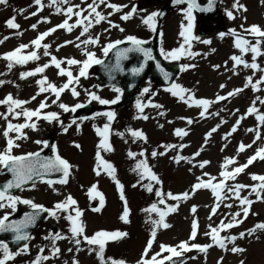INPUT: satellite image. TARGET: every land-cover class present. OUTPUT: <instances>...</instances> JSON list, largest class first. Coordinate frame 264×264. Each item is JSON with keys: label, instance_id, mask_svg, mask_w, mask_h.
I'll return each instance as SVG.
<instances>
[{"label": "rangeland", "instance_id": "obj_1", "mask_svg": "<svg viewBox=\"0 0 264 264\" xmlns=\"http://www.w3.org/2000/svg\"><path fill=\"white\" fill-rule=\"evenodd\" d=\"M234 2L236 0H224L223 10L225 13L232 11L234 16L233 19H229L226 14L227 32L225 36L221 38L220 33H213L205 39L210 41L209 44L197 40H191L188 44H184V55L180 58L181 64L194 65V67L181 72L176 80L177 84L189 90V93H185V96L191 94L195 99L205 98L215 101L217 95L226 96L228 92L234 89H242L234 96L211 105L208 113H218V115L206 113V117L201 118L199 116L201 108L195 105L189 107L178 97L172 96L169 91L164 89H159L156 95L149 100L143 113L136 108L137 100L126 107H119L120 100L116 104L110 105H101L98 102L94 104L98 109L96 113L107 111L116 113L114 120L111 122L109 134V144L112 150L99 149V151L101 157L114 166L116 179L123 185L127 207L130 209L127 223L120 218L123 215L125 200H121L116 182L102 169H100V175H96L95 171L98 164L96 153L101 137L97 135L93 125L102 129L104 124L107 123V118L103 115H94V118L92 117L84 122L72 123L71 115L73 112H65L59 107L60 103H64L69 107L77 103H89L88 92L98 93L101 98L107 100H112L117 95L121 99V89L117 93L112 88L102 87L98 84L93 72H87L86 77H80L78 83L70 86V88L75 86L80 93L79 96L73 97L71 91L66 89L61 93L59 100H56L55 95L50 91L41 93L39 91L41 85L37 83L43 77H47L48 82L54 83L57 87L67 82L66 76L57 74L58 69L50 64V58H46V61L41 62L39 65L43 66L46 63L50 65L43 73L21 79V73L34 71L37 66L36 63L24 65L16 63L15 60L8 61L3 58L7 52L16 49L17 39H14L12 32L7 34L4 31L7 27L5 22L11 4L9 7H7V3L2 4V7H0V22H2L0 32L1 30L4 32L0 35V41H2L0 42V80L5 81V83L0 85V100H4L5 97L11 94L14 99L28 101V103L20 108H14L12 113L8 112V105L0 104V113L7 115V121L3 116H0V151H3L6 145L3 132L7 128L8 122L15 125L29 121L30 124L35 123L36 130L32 128L21 130L23 134H26L27 139L17 140L16 143L20 147L13 148L12 154L24 155L40 152L44 145L35 141H46L48 134L53 132L57 153L73 166L67 184L56 183L49 187L46 182L39 181L36 182L35 188L29 186L17 193V196L22 199H31L37 204L53 209L57 202L64 201L68 195H71L77 201L76 207L82 210L83 213L80 220L84 225V235L91 237L98 231L126 233L123 238L105 242L103 255L108 264H111V260H123L125 264H137V261L141 260L142 253H144L150 239L152 245L148 251V256L161 252V245L172 246L180 252L179 256L186 258V261L182 264H218V261L221 264H241V261H243V264H264V230H256L253 235H247L248 229H253L257 224L264 223V199L257 200L255 194L249 195L250 188L241 191L242 197L248 196L253 201L249 215L238 226L220 232L222 237L228 235L238 237L240 232L246 233L243 239L237 238L235 241L236 246L245 249V251L232 253L216 246L205 233L210 231L209 225L216 227L222 219L227 223L230 219L227 213L239 211V202L235 199L224 200L217 213L209 219L211 209L216 202L211 189H199L192 193L193 185L197 183V177L202 181L216 177L217 179L212 182L217 183L222 179L220 177L221 171H231L234 167L240 164L243 165L257 149L264 147V123L256 119L257 114L264 115V104L257 100V97L264 98V83L258 85V91H253L251 85L244 87L247 77L251 76L252 83H255L264 73L260 71L254 73L251 68L238 65L234 74L232 70L234 61L230 59L233 55H241L240 50L234 46L236 37L231 35L230 30H235L237 36L255 43V40L251 39L253 36L249 35L245 29H248L251 25H258L261 29H264V2L262 0H238V3L244 5L246 10L234 9ZM147 16L148 14L145 17ZM170 22L167 20L161 30L162 34L164 33V36H162L164 50L166 48L171 50L180 48L185 39L176 33L177 24L173 25L172 31L169 30ZM133 23H130L129 36L147 37L149 35L151 30H142L141 35L136 31V26L139 23ZM191 35L195 36L194 31L191 32ZM121 38L117 37L115 40ZM192 45L193 50L190 48ZM261 50L264 51L262 44ZM189 53H196L197 55L190 56ZM20 55L26 54L20 52ZM56 58L61 59L60 56H56ZM79 58L84 57H77V59ZM95 58L102 59V53H99ZM242 58L249 64L252 63L251 52L244 53ZM10 63L11 67H9ZM256 63L260 68H264V55L257 56ZM216 65L220 67L215 68ZM79 69L80 67H75L74 70H71L73 76L79 75ZM221 85H225V87L221 88ZM146 87L154 86L152 83L144 81L137 91L138 99L143 98L141 93ZM53 100H56V103H53ZM42 101L48 106L40 110L41 116L49 112H56L59 116V122L49 123L36 117L27 120L22 114L17 115V113H21V109H38ZM254 101L257 113L247 114L248 108L253 106ZM151 104H159L163 107L157 109L152 107ZM159 112H164V115H159ZM143 116H147L148 119H143ZM188 118L194 121L190 125L187 123ZM238 119L240 124L237 126V130L225 139V135L231 131L232 126L235 125ZM222 120L223 123H221ZM61 122L64 126L70 125L67 132L61 127ZM218 124L217 131L205 142L206 133ZM77 125H79V130H77ZM178 128L184 129L188 134L182 138L176 136L175 130ZM129 129L142 131L147 137L146 142L139 138H136L133 142ZM248 129L253 131H248ZM257 131L260 133L259 139L256 138ZM118 132L124 133V136L116 135ZM16 135H18L16 132L9 133L12 138ZM241 143L251 145V147L246 148L241 153L238 151ZM76 144H79L80 147H75ZM167 144L177 146L184 144L186 146L183 149L179 147L168 149L163 156L158 155L155 158L151 156V152L154 150L157 152L164 151L163 145ZM142 150L145 152V157L138 155L136 159H131L127 155L129 151L139 154ZM198 150H200V155L194 156V153ZM177 154L187 159L177 164L172 160V157ZM227 158H235V164L228 165L226 168L222 167ZM137 159L147 160L151 170L162 181L161 185L147 179L137 183L139 175L137 171H133ZM204 160L210 161V163L201 169L198 162ZM204 173L209 175L205 176ZM252 174L264 175V160L257 158L252 167L246 168L244 172L236 176L234 181L229 179L225 183L226 185L239 183L249 186L258 184V181L251 179ZM5 180L6 178L0 177V183ZM148 183L152 184L153 192L146 190L145 185ZM92 185H96V190L104 198L103 207L105 208L102 212L95 211L96 213H94L92 211V208H103L100 205V197L90 199L87 194ZM133 185H136V187H133ZM157 188L163 193L180 194L189 192L190 196L187 200L182 199L180 201L165 199V207L162 210H166L167 206L173 205L176 206L177 210L166 215L165 223L169 227H158L153 238L151 235L152 221L158 220L159 215L145 210L150 209L153 203L159 204L160 198L155 195ZM53 189H56V191ZM226 191V188L222 190V195ZM260 195L264 198V192H261ZM225 203H232L233 208H225L223 206ZM193 206H196L197 209L195 214L191 211ZM30 209L29 206L18 203L15 212L7 207L0 209V216L8 213L11 217ZM65 215L64 212H58L59 219L48 216V219L34 232L32 240L28 243V253L17 255L14 260L8 261L7 264H31V261L35 260L38 254L51 257L53 243L45 237L49 236L50 233H60L65 237L71 236L70 223L64 218ZM72 215H75V213L72 212ZM242 215L241 213V217ZM193 219L198 222L195 240L190 239ZM80 239L82 249L80 252H76L74 248H71L74 243L70 242L69 239L56 240L55 246L60 249V254L57 257L42 261V264H65V262L72 264L73 258L77 259L79 264H100L96 251H88L89 247L98 250L99 245L89 246L83 241L82 237ZM181 242H187L190 245L193 243L200 245L213 244V246L206 253L200 252L198 249L184 251L177 247ZM227 247L230 249L232 244L228 243ZM41 248L44 249L43 253L40 252ZM70 248L72 249L71 252L68 251ZM169 255L171 254L167 252L161 253V256ZM174 257L178 256L172 258ZM221 258H223L222 261ZM165 264L170 263L166 260Z\"/></svg>", "mask_w": 264, "mask_h": 264}, {"label": "snow or ice", "instance_id": "obj_2", "mask_svg": "<svg viewBox=\"0 0 264 264\" xmlns=\"http://www.w3.org/2000/svg\"><path fill=\"white\" fill-rule=\"evenodd\" d=\"M35 4L38 7V11L40 8L43 7L41 0H34ZM175 4H185L187 3L188 7L185 11L186 19L188 20V25L185 28L182 25V30L180 32V35L184 37V43L181 44L180 48L173 49L171 51H165L163 48L160 50L161 56H163L165 59H171V60H179L181 56L184 55V44H188L189 40H199V37H195L191 35L192 32V10L193 8H198L199 6L195 3V0H173ZM264 2V0H262ZM7 0H0V4H6ZM81 3H84V0H81ZM69 5L67 8H62V5ZM55 5L56 6V12L60 13L63 12L66 16V19L59 25H56L53 28L48 29L45 32L39 33V35L31 41V44L34 45L36 48H40L41 46L44 49V54L49 55L48 44L41 45V42L45 39V37L49 36L51 33L55 32L58 28L64 29L68 32H71L73 28L75 27H81L80 36H78L76 39L80 41V37L86 36V34L89 33V29L93 27L94 24H100L102 21H107V23L110 25V27H116L119 28V25L113 24L111 20H108L107 16L104 15L102 12L98 11L97 9L100 7V5H104L107 8L112 9L113 12H119L122 8L128 7L127 5H116L109 2V0H92L91 3L87 4V8H81L80 5H72L71 0H51V4L49 6ZM213 7V0H209V5L207 8H200V11H211ZM233 8L237 10H246L245 6L238 3V0L234 2ZM74 9H76L74 11ZM21 13L23 10H20ZM85 11L88 12V15H82ZM137 9L136 6L133 5L131 10L124 13L120 18L121 20H129L132 18V16L136 13ZM227 16L229 19H233V12L228 11ZM31 15H36V13H31ZM112 15V13H108V16ZM158 13L153 12L147 17L143 18V23L149 26L153 31H155V17H157ZM72 16L77 17L74 24L69 23V19H71ZM27 18V17H26ZM47 22V21H45ZM6 26L10 29H19L20 25L15 22V17L9 18L6 22ZM32 29H36L37 25L33 24L31 25ZM105 31H108V29H105ZM120 31H123L122 28H120ZM245 31L253 36L255 38V43H251L249 40L237 36L235 30H230L231 35L235 36L236 39L234 41V46L240 50L241 55L236 56L233 55L230 57L232 61H234L233 64V72L235 74V69L238 65H243L244 68H251L253 72L260 71L264 73V68H260V66L256 63L257 56L264 55V51L261 50V44L264 43L260 38L264 37V29H261L258 25H251L248 29H245ZM19 34V33H17ZM162 35V33H161ZM220 37L226 35V33H220ZM7 39V37H5ZM2 42V41H0ZM128 42L130 43V47H125L120 49L116 53L117 57V63L115 65V68H120V60L128 59L129 53H140L144 57V63H142L139 67H133L131 69V72L134 76H138L141 72H143L145 64L150 61L154 60L155 57L152 54V50L150 48L142 47L143 44L147 43L146 41H142L138 39L135 36H127L125 38V41L117 40L115 42L108 43L106 46L102 48V51L105 55L108 54L109 50L115 48L117 45ZM202 43L209 44L210 41L204 40L201 41ZM65 44L73 43L72 41H65ZM80 43L84 45L88 44H98L99 43V37L98 36H91L88 35L86 39L80 41ZM80 43L75 44L76 47H80ZM29 45H20L17 49H15L12 52L6 53L4 55V59L8 61L15 60L16 63L23 64L27 62L28 60H36L38 59L37 53L35 51H32L29 55H20V52L22 49L28 48ZM251 52L252 53V63L249 64L247 61H245L242 57L244 53ZM84 55L87 57L84 61H78L74 58H69L66 60V63L68 65H82L79 69V75L73 76V73L71 71L66 70L65 68L61 67L63 63H65L64 60L57 59L55 56L51 57L50 64L53 65L56 69H58V75H63L67 77V82L64 83L62 86L57 87L54 83L48 82L47 77H43L42 79L38 80L37 83L41 85L39 91L41 93L43 92H51L55 95L56 100H59V97L61 93H63L66 89L71 91V94L73 97L79 96V92L76 90L74 83L79 82L80 77H86L87 70L90 67L91 64H100L102 61L99 59H95L94 53L85 51ZM190 56L197 55L196 53H189ZM11 63L9 64V67H11ZM50 65L48 63L44 64L43 66L37 67L34 71L30 72H24L21 73V79H24L29 76H34L37 73H43L46 68H48ZM190 67H194V65H181L180 71L183 72L187 70ZM215 68H219V65L214 66ZM156 68L159 69V71L163 74L164 79L168 80L170 78V73L164 71V69L160 66V64L156 63ZM122 70V69H121ZM111 71V69H110ZM5 81L0 80V85H3ZM264 83V75H261L258 80L255 81V83H252V77L249 76L246 78V83L244 87H248L251 85L253 91H258V85ZM46 85V86H45ZM221 88H224L225 85H221ZM114 91L117 93L120 92L119 88H114ZM171 93L172 96L178 97L181 101H183L185 104H187L189 107L195 105L202 110L199 113V116L201 118L206 117V113H208V109L211 107L212 104L226 100L228 97H232L235 94L242 91V89H234L233 91H230L227 93L226 96H220L217 95L215 98V101H211L205 98H199L195 99L192 97L191 94H189L187 97L185 96V93H189V90L183 88L180 84L172 83L171 86L166 89ZM149 88H144L141 96H143L144 93H148ZM89 97V102L91 101H97L101 105H110V104H116L120 100V96L117 95L112 100H107L101 98L99 95L93 92L87 93ZM35 99V97H33ZM56 100H53V103H56ZM257 100L261 104H264V98L257 97ZM28 103V101L20 100V99H14L11 94H9L7 97H5L4 100H0V104H6L8 105V112L12 113L14 108H20L22 105ZM255 101L253 102V106L249 107L247 110V114L257 113V109L255 108ZM48 105L45 102H41L39 105V108L36 110H23L21 109V113H17V115L22 114L24 117L27 118V120H31L32 117H36L37 119H44L48 121L49 123L53 121L59 122V116L56 112H49L41 116V109L46 108ZM148 106L141 102L140 99H137L136 102V108L143 113L144 108ZM154 108H162V105L159 104H151ZM59 107L63 109L65 112H75L77 109L84 107L83 104L77 103L72 107H69L68 105L64 103H60ZM159 115L163 116L164 112H159ZM209 115H218V113H208ZM96 116L103 115L107 118V123L104 124L103 128H97L95 125H93L95 131L97 132V135L101 137L100 143L98 144V151L96 153V160L98 162L96 175H100V169L105 171L115 182L118 191L120 192V198L121 200H125V196L123 193V185L116 179L115 176V168L114 166L104 160L101 157L99 149H103L105 151H111V146L109 144V134L111 131V122L114 120L116 113L114 111H107L103 113H96ZM0 116H3V118L7 121V115L0 113ZM94 118V117H93ZM143 119H148L147 116H143ZM81 121L86 119L85 117L80 118ZM243 119V117H241ZM256 119L264 123V115L257 114ZM194 121L191 118L187 119V123L190 125ZM224 121L222 120L221 123ZM72 123H76L75 120L72 121ZM171 123V121H169ZM240 124V120L238 119L235 123V125L232 126L231 131L225 135V139H227L228 136L231 135L232 132H235L237 130V126ZM25 127L32 128L33 130H36L35 123H24V124H15L13 125L11 122H8L7 128L3 132L4 137L6 138V145L3 151H0V171H7L8 173H11L12 178L8 180L3 186H0V209L4 208H10L13 212L16 211V206L18 203L24 204L29 206L32 211L25 213L24 217L20 220H9V214L6 213L3 216H0V233H7L11 232L13 233V240L14 242L19 241H28L31 239L30 235L26 231V229L35 226L37 219L40 217L41 213H47L49 216H51L54 219H59L58 212H64L66 213L65 219L69 221L70 227L69 231L71 233L70 237L62 236L60 233L56 234H49V236L45 237V239H49L53 243V247L51 249V257L46 255H37L35 260L31 261V264H42V261L48 260L50 258L57 257L60 254V249L55 246V241L60 239H69L70 242L74 243L76 246V252L82 251L80 245H81V239L83 238V241L89 245H99V249H93L89 247L88 251H96V255L98 260L100 261V264H108V261L104 258V248H105V242L108 240H117L120 238H123L126 236V233L120 232V231H114V232H107V231H98L94 233L91 237L84 235V225L82 221L80 220V217L82 216V210H80L77 205V201L71 196L68 195L64 201L57 202L53 209H48L45 206L41 204L35 203L31 199H22L19 196L11 194V189H21L22 186L28 185L29 182H31L32 188H35L36 182H46L49 187H52L54 184L59 183L61 185L67 184L68 177L71 174L72 165L65 159H63L58 153L56 146L53 145L52 157H41L39 153H26L24 155H13L12 150L13 148H19L20 145L16 143L17 140L20 139H27L26 134H23L21 132L22 129ZM61 127L65 132H67L69 126H64L61 122ZM162 127V125H161ZM219 127V124L216 127H213L208 133L205 135V142H207L208 138L212 136L213 133L217 131ZM77 130H79V125H77ZM133 137V142H135L136 138H139L141 140H144L146 142L147 137L145 134L140 130H128ZM248 131H253L252 129H248ZM10 132H16L18 135H16L14 138L9 136ZM188 133L182 129L178 128L175 130V135L178 137L186 136ZM116 135H119L121 137L124 136V133H116ZM256 138H260L259 131L256 132ZM36 143L43 144L44 147H48L47 141H35ZM186 145L180 144V145H172L167 144L163 145L164 151H152L151 156L155 158L156 156H163L166 154V151L168 149H176L179 147L180 149H183ZM75 147L79 148L80 145L76 144ZM251 147V145H245L241 143L239 145L238 151L243 152L246 148ZM202 150V149H201ZM128 157L131 159H136L139 155L140 157H145V152L142 150L139 152V154L129 151L127 153ZM200 150H198L196 153H194V156H199ZM257 158L260 160H264V147L257 149V151L248 158L247 163L243 165H239L234 167L231 171H221L220 177H222L221 180L217 183H213L212 181L216 180V177H211L207 181H202L199 177H197V183L193 185L192 193H194L196 190L199 189H211L213 196L215 197V204L211 209V215L209 216V219H211L212 215H215L217 213V210L220 208L221 204L224 200L228 199H235L237 200L239 211L236 212H229L227 215L230 217L227 223L224 222L222 219L216 227H212L209 225L210 231L206 232L205 235L209 236L211 241L218 246L219 248L225 250V251H231L232 253H241L245 251V249L240 248L236 246L235 241L237 238L243 239L246 235L245 232H240L239 236H232L228 235L225 237H222L220 235L221 231H225L228 229H231L233 227L238 226L240 223L243 222V219H246L249 215L250 206L253 203L251 199L248 198V196H241V191L245 188H250L251 191L249 195L255 194L257 200L264 199L261 197L260 193L264 192V175H256L252 174L251 179L253 181H258V184H253L251 186L249 185H242L239 183H235L233 185H226V181L229 179L235 180L236 176L240 173L244 172V170L251 165ZM187 158L182 155H175L172 157V160L179 164L182 160H186ZM190 162V161H189ZM210 163V161L204 160L198 162V166L203 169L205 165ZM235 164V158H227L225 164L222 167H227L228 165ZM133 171H137L139 175V180L143 181L147 179L148 181H154L157 185H161L162 181L159 179L156 173H154L151 170V167L148 165L146 159H137L135 168ZM59 173L60 177L56 180L52 179H46L47 177ZM203 175L208 176L209 174L204 173ZM133 187H136V185H133ZM146 190L148 192H153V186L151 183H148L145 185ZM227 189V191L222 195V190ZM56 191V189H53ZM88 196L90 199H95L96 197H100V205L103 206L104 204V198L103 196L96 190V185H92L88 189ZM156 197H159V204H165V199H171L174 201H180V200H187L190 196L189 192H184L180 194H173L172 192L163 193L159 188L155 190ZM223 206L227 209H232L233 204L232 203H225ZM176 206H167L166 210H161L157 207L156 203H153L150 207V209H146L145 211L155 212L158 213L159 219L153 220V229L151 232L152 237L154 238L156 235V229L158 227H164L167 228L169 225L165 223V217L168 213L175 212ZM196 206H193L191 211L193 214L196 213ZM92 211H100V208H93ZM72 212L75 213V215H72ZM130 213V209L127 207V202L125 200V206L123 210V215L120 217L121 220H123L125 223L128 222V216ZM241 213L243 214L241 217ZM239 218V219H238ZM197 229H198V222L196 219H193L192 221V231L190 235L191 240H195L197 236ZM256 230H264V223L257 224L253 229L247 230V235H253ZM231 243L232 247L229 249L227 247V244ZM152 240L150 239L148 242V246L145 248L144 253H142L141 260L137 261V264H165V261H171L173 256H179L180 252L177 251L176 247L172 246H165L161 245V252L155 253L152 256H148V251L151 248ZM213 244H188L187 242H181L177 247L179 249H182L184 251H189L191 249H198L200 252L206 253L207 250L212 247ZM28 244L25 243L22 248H20L18 251H11L9 249V245L5 243L4 241L0 240V264H7L8 261H12L15 259L17 255L21 254H27L28 253ZM68 251H72V249H68ZM40 252L43 253L44 249L41 248ZM167 252L171 255L169 256H161V253ZM159 257V259H158ZM223 258H221L222 261ZM111 260V258H109ZM67 264V262H65ZM72 264H79V261L75 258L72 260ZM111 264H125L123 260L116 261L111 260ZM218 264H221L220 261H218ZM241 264H243V261H241Z\"/></svg>", "mask_w": 264, "mask_h": 264}, {"label": "flooded vegetation", "instance_id": "obj_3", "mask_svg": "<svg viewBox=\"0 0 264 264\" xmlns=\"http://www.w3.org/2000/svg\"><path fill=\"white\" fill-rule=\"evenodd\" d=\"M203 3H206L208 0H201ZM26 2V7L21 8V5H23ZM92 0H84V3H81V0H71L72 5H80L81 8H87V4L91 3ZM110 3L116 4V5H127L128 7L122 8L119 12H113L112 9L105 7L104 5H100V7L97 9L98 11L102 12L104 15L107 16L108 20H111L113 24L119 25V28L116 27H110V25L107 23V21H102L100 24H94L92 28L89 29V33L86 34V36L80 37V41L87 38L88 35L91 36H98L102 33H106L108 35H114L116 32L120 31V28L123 29V31H126L129 29V23L130 20H121V16L130 11L132 6H136V13L132 16L133 17H140L144 14H151L153 12H160L162 9H164L168 2H160V1H154V2H148V1H131V0H109ZM43 7L39 9L34 0H28V1H22V0H16L14 2L16 12L15 14H26L27 18L25 19L23 26L19 29H15L20 39H23L24 36H27L28 42L27 45H29L28 48H26L27 51H35L37 53V56L42 59L44 57L48 56H63V60L65 61L64 64L68 65L66 63V60L68 57H74V56H85L84 52L89 51L92 53H95L97 48L99 47L97 44L92 45H84L80 43L76 38L80 36L81 27H75L71 32H68L64 29L58 28L55 32L51 33L49 36L45 37V39L41 42V45L48 44L50 47L48 49L49 55L44 54V49L41 46L40 48H36L34 45L31 44V41L34 40L39 33L45 32L50 28L55 27L56 25L61 24L65 19L66 16L63 12L57 13L56 12V6L51 4V0H43L41 1ZM69 5L65 4L62 5V8H67ZM20 10H23L21 13ZM76 9H74L75 11ZM36 13V15H31V13ZM112 13V15L108 16V13ZM82 15H88V12L85 11ZM177 16V9L171 10L165 17L164 22L167 20H172L176 18ZM193 21H199V23L202 25L200 18L198 15L194 12H192ZM77 17L72 16L71 19H69L70 24H74ZM225 15L222 13L221 10H219V19L218 22L224 23ZM47 21V22H45ZM208 24L215 25L216 22L211 19V17H208ZM215 22V23H214ZM36 24V29H32L31 25ZM197 24V29L200 32L201 25ZM105 29H108V31H105ZM65 41H72L73 43L65 44ZM80 43V47H76L75 44ZM108 44V41L106 45ZM105 45V46H106ZM100 48V47H99ZM103 47L100 49L102 50ZM74 66V65H69Z\"/></svg>", "mask_w": 264, "mask_h": 264}, {"label": "water", "instance_id": "obj_4", "mask_svg": "<svg viewBox=\"0 0 264 264\" xmlns=\"http://www.w3.org/2000/svg\"><path fill=\"white\" fill-rule=\"evenodd\" d=\"M264 40V37L262 38ZM130 43H124L122 45H119L118 47H116V49L112 52L111 56L104 62L100 63L96 69L95 72L97 73L98 79L100 81V83L106 85V86H117L120 83L123 84L124 86V96L122 99V103L120 106H125L128 105L130 103H132L135 100V96H134V92L136 91V89L138 88L140 82L142 81V79L145 77L146 75V68L149 65V63L153 64V70L151 71V73H149L150 77H154L157 78L160 83L162 85H164V87H170L172 83H174V80L176 78V76L178 75V73L180 72V66H178L177 64L174 65H170L165 63L159 56V51L155 50V46L154 44H143L142 47L145 48H150L152 50V54L155 57L154 60H150L145 64L144 70L143 72H141L138 76H134L131 72V69L133 67H139L142 63H144V57L142 54L140 53H129L128 54V59L124 60H120V68L117 69L115 68V65L117 63V57H116V53L125 47H130ZM128 62H131L130 66L128 68H126V64ZM159 63L160 66L164 69V71L170 73V78L168 80L164 79L163 74L159 71V69L156 68V63ZM111 69V71H110ZM122 69V70H121ZM154 92H149L148 93V97L152 96ZM144 104V103H143ZM94 113V109L92 108L91 105H87L84 106L82 108H80V110L78 112L75 113L74 115V119H80L81 117H89ZM50 145L47 147V149L40 154V156L43 157H52V147L53 146V142L50 139L49 140ZM3 175H9L11 178V173H8L7 171L3 173ZM60 177L59 173L53 174L49 177H47L46 179H55ZM10 178V179H11ZM31 182H29L30 184ZM4 185V184H3ZM2 185V186H3ZM26 186V185H24ZM24 186H22L21 189L24 188ZM21 189H11L10 192L13 193L15 191L21 190ZM32 211V210H31ZM29 211V212H31ZM28 213V212H27ZM24 214H20L18 216H15L13 218H10L9 220H20L24 217ZM48 216L47 213H41L40 217L37 219L35 226L30 227L28 229H26V231L28 232V234L30 235V237H32V233L33 231L38 227V225L46 219V217ZM13 233L11 232H7V233H0V239L6 241L10 247L14 250V249H19L22 248L23 245L25 243H27L28 241H19V242H14L13 240ZM184 259H176L175 261L172 262V264H180L181 262H183Z\"/></svg>", "mask_w": 264, "mask_h": 264}, {"label": "bare ground", "instance_id": "obj_5", "mask_svg": "<svg viewBox=\"0 0 264 264\" xmlns=\"http://www.w3.org/2000/svg\"><path fill=\"white\" fill-rule=\"evenodd\" d=\"M27 128H29V127H25L24 129H22V130H26ZM71 248H74V249H76V246L75 245H72V247Z\"/></svg>", "mask_w": 264, "mask_h": 264}]
</instances>
